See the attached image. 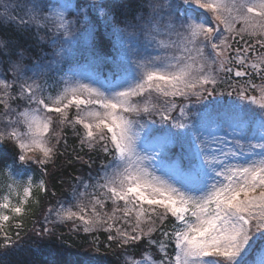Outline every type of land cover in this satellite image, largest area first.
I'll use <instances>...</instances> for the list:
<instances>
[{
  "label": "snow or ice",
  "instance_id": "1",
  "mask_svg": "<svg viewBox=\"0 0 264 264\" xmlns=\"http://www.w3.org/2000/svg\"><path fill=\"white\" fill-rule=\"evenodd\" d=\"M111 7L0 0V25L31 31L51 49L25 64L20 46L0 35V257L22 247L33 188L48 192L47 165L71 129L81 150L103 154L102 174L95 184L76 178L74 203L49 207L46 223L54 215L85 233L107 232L125 254L144 240L159 253L131 264H264V83L253 82H264V0H141L119 24L104 19ZM89 10L110 28V55L98 51ZM81 38L91 40L83 50ZM221 73L229 95L246 103L201 104L217 95ZM192 97L201 104L194 117ZM33 164L42 170L35 182Z\"/></svg>",
  "mask_w": 264,
  "mask_h": 264
},
{
  "label": "trees",
  "instance_id": "2",
  "mask_svg": "<svg viewBox=\"0 0 264 264\" xmlns=\"http://www.w3.org/2000/svg\"><path fill=\"white\" fill-rule=\"evenodd\" d=\"M75 2L76 0H74ZM79 3L82 6L87 5L89 0H79ZM108 3L112 7L106 10L108 16L105 17H116V23H120L122 19L132 21L133 17L141 11L138 8L141 0H108ZM122 13L126 15H122ZM89 16L90 18L96 17L94 20L96 24L94 35L95 42L100 46L98 51L102 55H110L112 53L113 38L101 30L103 21L99 19L98 13L89 10ZM71 18H75L74 14ZM84 27V24L75 26L79 31ZM0 35H7L20 46V50L23 51L25 56V64H29L36 60L38 56L51 51L47 45L38 44V37L34 36L31 31H26L22 27L17 29L13 24H9L6 28L0 25ZM40 35H45V32L41 31ZM88 43H91V40L87 43L81 42V50ZM97 70L104 76H110L112 66L108 63H101L97 66ZM219 79L224 82L218 83L216 87L217 95L202 100L201 104L214 106L217 99L222 100L224 103L229 101L240 104L246 103L237 100L234 94L229 95L232 88L228 85L232 81H228L225 74L221 73ZM253 82L257 85L264 83L255 78ZM250 94L259 97L257 92H251ZM201 104H195V100L190 103V113L198 112ZM65 138L67 139V145L65 146L61 141L58 145L56 157L47 165L48 175L43 177L48 192L46 194L38 193L33 188V196L26 206L27 212L21 219L22 228L19 231L22 238V247L7 250V254L0 257L3 264H130L129 257L131 259L141 258L146 251L151 254L153 259H159L157 249L154 246L149 247L147 240L138 242L135 247H129L127 254H125V250L117 247L116 244L110 245L107 240L108 233L105 231L85 233L82 228L73 229L71 222L58 223L53 220H48V223L45 222L49 207H57L59 203L64 204L72 201V193L77 186L76 178L95 184L102 174L100 163L101 160L105 159L103 154H100L98 158L95 151H89L87 148L81 150L79 139L71 129H65ZM178 150V148H173V151ZM76 156H80L81 159L76 160ZM29 173H31L34 182L39 180L42 176L41 166L33 164ZM2 182H4V178L0 176V184ZM81 188L77 190L79 191ZM45 227L51 231L42 233ZM16 231L15 226H12L9 233L13 234ZM158 236L159 233L153 234V238H158ZM169 252H171V247Z\"/></svg>",
  "mask_w": 264,
  "mask_h": 264
},
{
  "label": "rangeland",
  "instance_id": "3",
  "mask_svg": "<svg viewBox=\"0 0 264 264\" xmlns=\"http://www.w3.org/2000/svg\"><path fill=\"white\" fill-rule=\"evenodd\" d=\"M73 2H74V0H73ZM21 15H22V13H21ZM71 18V17H70ZM104 19H108V18H104ZM116 23V22H115ZM117 24H119V23H117ZM75 30L77 31V32H79V30L77 29V28H75ZM101 30L104 32V33H106V34H109L110 33V28H107L106 27V25L103 23V27L101 28ZM110 35V34H109ZM81 42H83V43H87V42H89V40H87L86 38H81ZM82 63H83V61H81ZM258 94V93H257ZM259 95V94H258ZM194 100H196V98L195 97H192L191 98V102H188L189 104L190 103H192ZM153 103H157V104H162V98H160V99H157V98H153V101H152ZM177 103H181L182 101H181V99L180 98H177V101H176ZM256 107V106H255ZM197 112H195V113H190V116H195V114H196ZM173 115H176V113H173ZM130 118H132V119H141L142 121H143V119H146V117H143V115H141L140 117H137L135 114H132L131 116H130ZM153 118H155L154 120L156 121V126L157 127H159V126H161L160 125V122H159V117L158 116H154ZM28 176H31L32 177V175H31V173H29L28 172ZM26 179V178H25ZM101 183L103 182L102 180L100 181ZM3 184H4V182H2V184H0V188H2L3 187ZM79 191H83V188H81ZM89 192H91L92 191V189H89L88 190ZM21 193H22V190H21ZM4 194H7L6 193V190L5 191H3V192H0V196H2V195H4ZM13 203H15V196H13ZM70 203H74V201L72 200ZM66 206H67V204L68 203H64ZM58 207V206H57ZM108 210L110 211V206H109V208H108ZM48 215V214H47ZM48 220H53V221H55V217H54V215L53 216H49L48 217ZM12 226H15V221H13V222H11L10 224H7L6 225V228H7V230H10L11 229V227ZM130 264H131V260H130Z\"/></svg>",
  "mask_w": 264,
  "mask_h": 264
}]
</instances>
